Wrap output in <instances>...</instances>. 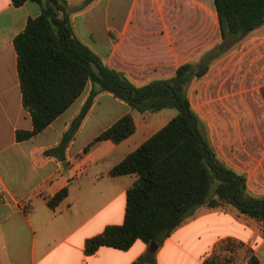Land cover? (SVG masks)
<instances>
[{"label":"crops","instance_id":"crops-1","mask_svg":"<svg viewBox=\"0 0 264 264\" xmlns=\"http://www.w3.org/2000/svg\"><path fill=\"white\" fill-rule=\"evenodd\" d=\"M66 1L75 35L138 85L174 76L181 64L203 60L223 42L214 0ZM40 12L41 5L33 0L20 6L0 0V264H133L147 250L155 254L157 264H204L216 244L228 237L245 244L233 264H251L247 248L264 264L263 222L231 204L199 207L155 252L141 239L127 250L101 246L95 254L85 252L88 238L125 220L127 190L138 176H112L110 170L174 115L166 117L161 110L145 116L112 94L101 93L65 158L47 155L86 101L88 84L42 132L18 139L17 131L33 130V120L23 105L14 41ZM234 48L227 55L229 62L259 63L264 72V26L234 41L227 52ZM227 52L212 63L222 61ZM129 112L136 123L130 137L89 146ZM65 187L67 197L49 207L48 199ZM247 187L264 197L248 177Z\"/></svg>","mask_w":264,"mask_h":264},{"label":"trees","instance_id":"trees-1","mask_svg":"<svg viewBox=\"0 0 264 264\" xmlns=\"http://www.w3.org/2000/svg\"><path fill=\"white\" fill-rule=\"evenodd\" d=\"M28 0H13L20 6ZM41 5L15 38L18 72L24 107L33 120L32 131H17L22 139L42 132L83 94L90 93L72 120L61 142L47 155L65 158V151L101 93H110L140 113L175 108L178 112L136 150L116 164L110 175H137L127 190L123 224L108 225L88 238L85 252L95 254L101 246L129 249L137 239L160 247L201 206L231 204L264 224V197L251 193L247 176L223 160L211 146L201 120L193 113L186 88L205 75L217 55L234 41L264 26V0H214L223 37L221 45L197 62L181 64L174 76L138 85L110 65L74 33L66 0H33ZM231 41V44H230ZM136 131L131 112L121 116L93 141L120 143ZM89 147L87 146V149ZM67 187L48 199L51 208L67 197ZM245 248L243 242L225 238L216 244L204 264H233ZM250 263L259 261L252 250ZM157 264L147 250L133 264Z\"/></svg>","mask_w":264,"mask_h":264},{"label":"rangeland","instance_id":"rangeland-1","mask_svg":"<svg viewBox=\"0 0 264 264\" xmlns=\"http://www.w3.org/2000/svg\"><path fill=\"white\" fill-rule=\"evenodd\" d=\"M235 49L224 54L222 61L213 62L185 92L208 143L226 163L245 171L252 185L264 191V72L259 71V63L229 62L227 55ZM163 112L169 117L178 110L167 108Z\"/></svg>","mask_w":264,"mask_h":264},{"label":"water","instance_id":"water-1","mask_svg":"<svg viewBox=\"0 0 264 264\" xmlns=\"http://www.w3.org/2000/svg\"><path fill=\"white\" fill-rule=\"evenodd\" d=\"M150 248H151L152 251L155 252L157 250V248H158V244L152 243Z\"/></svg>","mask_w":264,"mask_h":264}]
</instances>
